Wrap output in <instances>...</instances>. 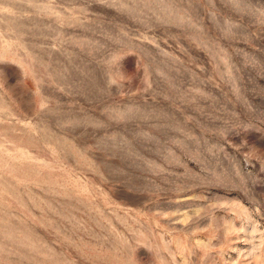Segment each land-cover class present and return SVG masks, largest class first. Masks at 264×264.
Listing matches in <instances>:
<instances>
[{
    "label": "rangeland",
    "instance_id": "374dc122",
    "mask_svg": "<svg viewBox=\"0 0 264 264\" xmlns=\"http://www.w3.org/2000/svg\"><path fill=\"white\" fill-rule=\"evenodd\" d=\"M0 264H264V0H0Z\"/></svg>",
    "mask_w": 264,
    "mask_h": 264
}]
</instances>
